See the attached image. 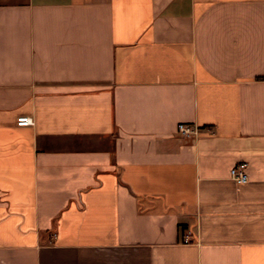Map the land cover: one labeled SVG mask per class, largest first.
<instances>
[{"label": "crops", "instance_id": "crops-1", "mask_svg": "<svg viewBox=\"0 0 264 264\" xmlns=\"http://www.w3.org/2000/svg\"><path fill=\"white\" fill-rule=\"evenodd\" d=\"M0 264H264V0H0Z\"/></svg>", "mask_w": 264, "mask_h": 264}, {"label": "built area", "instance_id": "built-area-1", "mask_svg": "<svg viewBox=\"0 0 264 264\" xmlns=\"http://www.w3.org/2000/svg\"><path fill=\"white\" fill-rule=\"evenodd\" d=\"M19 126L33 125L34 119L31 116H20L17 119ZM178 133L183 137H196L199 134V127L190 123H179L177 127ZM247 163L240 162L232 167L231 178L238 184H244L248 181ZM189 238H185V242H189Z\"/></svg>", "mask_w": 264, "mask_h": 264}]
</instances>
